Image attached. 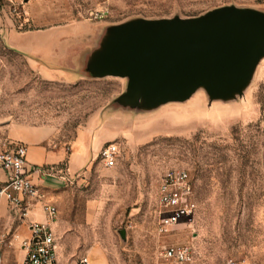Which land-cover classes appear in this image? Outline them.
<instances>
[{"label": "rangeland", "instance_id": "rangeland-1", "mask_svg": "<svg viewBox=\"0 0 264 264\" xmlns=\"http://www.w3.org/2000/svg\"><path fill=\"white\" fill-rule=\"evenodd\" d=\"M225 5L264 11V0H0V145L10 144L5 125L14 123L49 147H69L87 127L81 147L102 134L117 149L113 166L96 156L48 197L66 228L61 264H80L93 246L108 264H167L163 250L181 244L192 249L190 264L264 263V57L236 100L210 102L197 90L147 112L114 104L126 79L82 71L109 25L193 17ZM41 26L61 29L77 48L52 76L9 48L16 33L8 27ZM178 171L190 180L192 217L160 232L159 189Z\"/></svg>", "mask_w": 264, "mask_h": 264}, {"label": "water", "instance_id": "water-1", "mask_svg": "<svg viewBox=\"0 0 264 264\" xmlns=\"http://www.w3.org/2000/svg\"><path fill=\"white\" fill-rule=\"evenodd\" d=\"M263 57L264 11L225 5L193 17L109 25L83 58L82 71L126 79L114 104L147 112L184 102L197 90L210 102L236 100Z\"/></svg>", "mask_w": 264, "mask_h": 264}, {"label": "crops", "instance_id": "crops-1", "mask_svg": "<svg viewBox=\"0 0 264 264\" xmlns=\"http://www.w3.org/2000/svg\"><path fill=\"white\" fill-rule=\"evenodd\" d=\"M8 30L14 31L17 38H11L10 42L13 47L10 46V50L17 51L18 54L26 57L31 66L38 67L46 76H52L53 71L60 69L59 65H61L62 60L74 56V51L77 50L76 47L70 46L68 37L63 36L61 29L52 31L53 29L41 26L24 30L8 27ZM48 32L50 38L47 41L44 39L37 42L32 40L34 36L42 35L44 37ZM72 59L71 63L73 62ZM50 60L54 62L51 63ZM5 127L8 130L5 140L9 141L10 144L22 142L26 146L27 168L40 169L41 171L34 172L31 170L29 173L31 180L37 185L39 197L28 200L25 217L20 218L17 211L11 209L4 200L0 201V264H22L24 251L20 243L29 236V223L46 221L42 205L48 203L55 206L48 201V197L56 193L64 185L66 179L74 177L85 169L89 162L96 158L105 142L102 134H96V137H91L93 145L91 143L89 145L87 142L84 147H81L79 145L80 135H82V131L87 129L85 127L78 131L69 147H49L45 138L36 135L33 131L21 133L14 123H8ZM88 130L90 129L88 128ZM90 152L92 155L87 161ZM54 172H62L63 176L52 174ZM6 179L5 171L0 168V186L4 184ZM55 208L56 221L51 224V228L57 245V260L61 264L60 256L64 242H66V228L61 225V219H57L60 210L57 206ZM83 259H86L87 264H108L99 246L88 248L87 255Z\"/></svg>", "mask_w": 264, "mask_h": 264}, {"label": "built area", "instance_id": "built-area-1", "mask_svg": "<svg viewBox=\"0 0 264 264\" xmlns=\"http://www.w3.org/2000/svg\"><path fill=\"white\" fill-rule=\"evenodd\" d=\"M116 152V146L107 143L97 156L105 166L111 167L115 163ZM0 168L5 171L7 177L0 186V201L4 200L11 209L20 214V218H23L27 213L28 200L39 197L37 185L31 180L29 173L31 170L41 171L27 168L26 146L15 143L0 145ZM191 192L190 180L185 171L169 172L165 175L158 195L161 208L158 223L160 232H167L180 220L191 219L195 206ZM42 209L46 221L29 223V236L20 243L24 251L22 264H59L56 240L51 228V224L56 220V208L45 203ZM162 258L167 264H190L193 252L185 244L169 245L163 250ZM80 263L87 264L86 259H82ZM226 264L243 263L228 260Z\"/></svg>", "mask_w": 264, "mask_h": 264}]
</instances>
